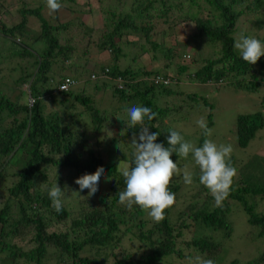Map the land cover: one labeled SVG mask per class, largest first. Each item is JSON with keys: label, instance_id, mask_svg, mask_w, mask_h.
Returning <instances> with one entry per match:
<instances>
[{"label": "trees", "instance_id": "obj_1", "mask_svg": "<svg viewBox=\"0 0 264 264\" xmlns=\"http://www.w3.org/2000/svg\"><path fill=\"white\" fill-rule=\"evenodd\" d=\"M91 1L99 6L98 26L86 23L93 13ZM104 1L108 4L103 7ZM59 2L62 6L64 2L70 3L69 15H79L60 21L55 12L53 19L48 20L43 13L44 0H38L34 7L29 6L32 1L21 0L15 10L0 8V44L7 43L9 61H14L11 70L16 71L12 80L16 94L11 97L12 92L0 90V187L5 189L0 202V263L154 264L167 258L186 257L187 251L182 254L183 247H178L176 242L182 235L181 230L184 233L189 227L192 235L184 242L185 248L194 250V254H211L217 251L216 245L207 240L204 243L195 234L204 226L224 229L228 236L229 224L225 219L229 212L228 199L240 203L247 223L260 226V235H263L264 213L256 212L254 204H248L245 199L253 196L258 199L257 203L264 200V172L260 174L258 166H255L258 174L253 167L248 176L240 172V168L239 179L234 178L222 206H216L211 196L199 201L202 190L198 187L190 200L175 210L177 225L171 224L169 217L177 201L179 179L173 178L169 185L176 199L160 222L152 221L136 206L128 210L118 202V194L125 188L122 170L132 163L133 136L138 141L140 132L139 125L127 127L123 121L128 119L127 112L123 109L150 107L156 116L152 121L146 119L145 124L150 133H159L156 143L168 147L169 131H178L184 137L175 125L189 119V113L197 110L200 103L209 109L204 119L207 127L211 124L212 102L208 98L172 91L170 84L180 81L184 73L196 84L216 85L230 80L235 87L248 91H253L264 80V56L255 64H247L234 48L232 36L233 20L241 14L261 10L264 0ZM78 5L82 7L75 9ZM234 8L236 17L232 14ZM28 17L34 18L36 26L25 34V29L29 28ZM251 19L253 17L248 20ZM187 24L193 25L189 38L198 54L186 65L182 60H174L177 48L187 45L186 41L180 45L174 32ZM78 25L81 26L79 32ZM159 26H163L161 35H170L166 40L161 36L160 41L155 39V29ZM91 49L95 54L106 53L107 58L106 61L96 60L94 66L87 69L84 62ZM171 65L173 72L165 69ZM165 79L167 83H163ZM87 82L92 83L91 91L86 87ZM241 83L243 86L239 85ZM63 84L65 88H61ZM26 92L29 100L21 101ZM98 92L106 93L108 102L112 101L106 108L101 106ZM182 96L185 98H176ZM180 104L185 106H177ZM117 112L125 118L123 126L114 130ZM254 116H258L257 113L241 114L237 119L240 147H246L261 127L248 124V118L254 123ZM184 139L201 146L205 136L200 129L194 131L191 140ZM171 159L193 162L191 154L184 159L174 152ZM118 161L126 166L119 168ZM48 166L68 172L69 183L75 188L73 196L77 198L73 209L63 205L62 211L57 213L52 207L47 192L55 185L53 180L60 181V178L57 171L49 175ZM97 168H103L104 175L97 193L88 197L87 189L80 191L75 180L94 173ZM194 170L193 182L197 183L199 169L195 165ZM7 180H11L10 183L3 185ZM61 186L65 188L62 182ZM102 188L104 192L100 191ZM52 223L62 229L49 230ZM128 234L145 249L138 257L122 246L124 238L131 241ZM26 238L29 248L22 249L17 242ZM190 252L188 250V254ZM263 261L264 251L245 264Z\"/></svg>", "mask_w": 264, "mask_h": 264}, {"label": "rangeland", "instance_id": "obj_2", "mask_svg": "<svg viewBox=\"0 0 264 264\" xmlns=\"http://www.w3.org/2000/svg\"><path fill=\"white\" fill-rule=\"evenodd\" d=\"M21 0H0V8L10 9L11 7L14 8V10L18 7ZM32 1L29 6L34 7L37 5L38 0H29ZM35 3V4H34ZM64 6L61 7L59 11H57V19L60 21H64L65 19H69L73 16H78V13L70 14L68 11V3L64 2ZM92 7H93V13L91 14L90 18L87 19V25H91L92 23L94 25H99V12L98 8L99 6H96L93 1H91ZM108 4L107 1H104V3L101 6H106ZM112 5V2H110ZM82 6L78 5L75 9H80ZM42 13V12H41ZM43 13L45 17L50 20L53 19L54 13H49V10L44 5L43 6ZM233 16H237V9H233ZM42 14V16H44ZM96 15V16H95ZM254 15V16H253ZM7 17V16H6ZM250 17H253V19L256 17L257 19L253 22V19L249 21ZM259 18V19H258ZM17 20V18H16ZM29 22V28L25 29V34L28 33L29 29H33L36 26V23L34 22V18L28 17ZM234 21V26L232 28V36L234 39H238L241 34L245 36L255 37L259 38L260 40L264 39V5L261 10L256 11L254 14L246 13L241 14L239 18H237ZM162 27L159 26L156 28V36L155 39L159 40L162 37L166 40L170 37L166 34L161 35ZM81 30V26H77V32ZM193 32V25L187 24L185 28L179 27L177 28V31L174 32L175 39L179 42L181 45L184 43L183 41H186L187 45L180 46L177 48V56L175 57V61L182 60V62L189 64V61L191 59H194V56L197 53L196 48H193L192 45H194L193 40L189 38V35ZM252 32L254 33V36H252ZM161 36V38H160ZM263 37V38H262ZM175 40V41H176ZM234 40V41H235ZM19 42V40L17 39ZM160 41V40H159ZM176 41V42H177ZM9 43L10 40H8ZM264 43L263 41H261ZM21 44V43H20ZM18 45L20 47L21 45ZM24 47L30 48V45L23 44ZM169 46V45H168ZM7 43L0 44V80L3 81L6 84H1L0 82V90H4L6 93H10L11 97L16 94V89L13 88V78L16 75V71L11 70V68L14 65V61L10 62L11 58L8 55L7 52ZM90 56V57H89ZM181 56V58H180ZM87 60L84 62L85 68H92L94 66V62L96 60L99 61H106L107 55L106 53H99L95 54L93 49L88 51V55H86ZM145 58V57H143ZM166 60V59H165ZM10 62V63H9ZM164 62L163 59L161 60V63ZM181 62V61H180ZM82 63V61H81ZM126 63V62H125ZM143 61L141 62V64ZM160 63V64H161ZM200 65V64H199ZM148 66H150V63H148ZM172 65L170 67H167L165 69L172 71L173 68ZM190 70L188 68L187 72ZM166 71V70H164ZM66 73V72H65ZM190 76L185 75V73L182 75V78H185L184 80L172 82L171 89L172 91L179 90L180 92L185 93H195L197 97L203 96L208 98L212 102L211 107V124L209 125V129H211V136L205 137V139H211L214 141L217 145L220 144H226L232 146V152H231V162L234 163V167L237 169V176L235 177V180L239 179L238 177V171L243 172V174L246 176L249 174L248 171H250V168L253 167H259L260 174L263 175L262 172H264V80L258 84L257 88H255L253 91L244 90L241 87H235L234 84L230 80H224L223 83L219 81L216 85H206V84H196L192 82V80L189 79ZM91 82H87L86 87L91 91ZM243 86V83L239 84ZM26 89V87H23ZM14 89V90H13ZM97 96L100 98V103L103 108H106L105 106L107 103H112V101L108 102V99H106V93L101 94V92L97 93ZM178 100L183 99L185 97H176ZM29 100L27 96V92L21 96V101L23 100ZM174 99V98H173ZM110 100V99H109ZM168 101L172 102L171 98H168ZM177 106H185V104H180ZM209 109L205 108L203 104H199L197 110H192L191 113H189L190 117L187 120H184L182 122H177L175 125L176 129H179L183 132L184 137L188 139H192V135L194 131L200 130V128L197 126L196 121L198 119L203 118L204 114L208 112ZM124 112H126V109H123ZM197 112V113H196ZM257 113L258 116H254L253 122L251 123V118H248V124L252 125L254 128L256 126H261L258 128L252 139L249 140L246 147H240L238 145L237 141V119L242 114H255ZM123 119L125 117H128L127 113L125 117L121 114V112H117L115 119V125L112 127L114 130L117 127H122L124 122L120 119ZM166 121V119H165ZM111 128V127H110ZM92 138L91 136H89ZM91 140V139H90ZM114 153V152H113ZM116 155V152H115ZM119 160V159H118ZM173 162H176L178 168L181 170L178 175V177L174 176L173 178L179 179L181 185L180 189L178 191L177 201L175 203V207L173 208V211L171 212V216L169 217L171 224H178V219L176 218L177 214L175 212L176 209H181L184 204L187 202V200H190L191 195L198 190V187L201 188L202 192H200L199 201H201L203 198L206 199L208 196H211L207 189H202V186H199V182L192 183L191 185H186L183 181V169L187 166V168L190 171L194 170V163L183 160H173ZM119 168H124L126 166V163L123 161H118L117 163ZM242 166V167H241ZM255 167L254 172L258 174L257 168ZM260 168H263L261 171ZM248 169V170H246ZM49 175H53V173L56 171L59 172L56 168L48 166L46 168ZM247 171V172H246ZM68 172H66L65 169H61L58 178H60V181L53 180L54 183H58L57 185L60 187V182H62L65 185L64 187H60L64 193L62 196V203L67 208L73 209L76 205L77 198L74 197L75 188L72 186L68 180ZM248 176V175H247ZM52 178V176L50 177ZM249 181V177H247ZM11 180H7L3 185H7V183H10ZM1 183V182H0ZM0 202H1V195H5V189L0 187ZM103 191V188L100 190ZM251 195V194H250ZM212 197V196H211ZM203 199V200H204ZM246 201L249 204H254L255 211L257 212H263L264 213V200H261L257 203V198L253 196H246ZM3 201V199H2ZM215 203V202H214ZM228 214L226 215L225 219L227 218V224H229L228 229V236H225L224 229H217L213 230L211 227H204L202 229L199 227L197 234H195L197 238H201L204 240V243L207 241H211L216 245L217 251L209 254V252H203V253H197L194 254V250L192 249H186L184 246L185 241L190 240V236L192 235V230L189 227L188 229H185L186 231L183 233L181 230V236L177 238L176 244L178 247H183V251L186 252V257L183 255L176 258H167L164 261L161 262H155L154 264H189V261H192V264H198L197 258L201 259H211L214 264H245L247 260H251L255 258L258 254L264 251V234L260 235L261 227L258 225H250L247 223V216L245 212L242 210L241 205L238 201L234 199H228ZM213 204V203H212ZM1 205V203H0ZM61 226L58 224H51L49 227V230H59ZM130 233V232H129ZM128 234L129 237H131V241L128 238H124L122 240V246H124L128 251H130L131 254H133L134 257H138L142 251H144V247L141 245V243L134 239V237ZM205 237H207L205 239ZM17 244L22 249H28L29 243L27 238L24 241H18ZM214 248V247H213ZM185 249V250H184ZM212 249V248H211ZM210 249V250H211ZM188 250L191 251L190 254H188ZM114 251H117L116 248ZM21 261V259H19ZM175 260V261H174ZM1 264V263H0ZM264 264V261L261 263Z\"/></svg>", "mask_w": 264, "mask_h": 264}, {"label": "clouds", "instance_id": "obj_3", "mask_svg": "<svg viewBox=\"0 0 264 264\" xmlns=\"http://www.w3.org/2000/svg\"><path fill=\"white\" fill-rule=\"evenodd\" d=\"M44 2L50 14L59 11L62 7L59 0H44ZM233 46L247 64H255L261 56H264V43L255 37L241 34L234 41ZM184 79L181 78V80ZM126 112L128 119L123 121L127 127L136 128L139 125L140 132L139 142L135 135L131 142L132 163L122 170L125 188L118 194V202L121 205L128 210L136 206L147 213L152 221H162L165 211L174 205L176 199L175 193L169 190L173 177L181 172L176 162L171 159L172 153L175 152L178 157L184 159L191 154L194 165L199 169V184L207 189L216 206H222L237 176V169L230 161L231 145H217L211 139L206 138L201 146H196L186 141L178 131L170 130L167 138L168 147H164L162 143H156L159 133H150L149 126L145 124L146 119L152 121L156 116L150 107L132 106L126 109ZM196 124L205 137L211 136V129L207 127L205 119H198ZM103 175L104 169L97 168L94 173L84 174L77 178L75 183L79 185L80 191L87 189V195L91 197L97 193ZM193 176L194 173L186 166L183 169L184 183L191 185ZM47 195L54 210L60 213L63 208L62 189L55 183L48 189ZM197 261L198 264H214L211 259L197 258ZM189 264H192L191 260Z\"/></svg>", "mask_w": 264, "mask_h": 264}, {"label": "built area", "instance_id": "obj_4", "mask_svg": "<svg viewBox=\"0 0 264 264\" xmlns=\"http://www.w3.org/2000/svg\"><path fill=\"white\" fill-rule=\"evenodd\" d=\"M155 79L160 80V78H155ZM167 82H168V79L163 80V83H167ZM65 87H66L65 84L61 85V88H65Z\"/></svg>", "mask_w": 264, "mask_h": 264}]
</instances>
